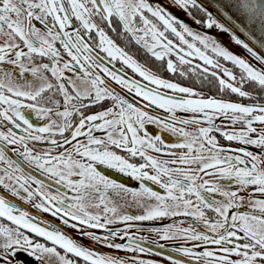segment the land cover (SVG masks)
<instances>
[{
	"label": "snow or ice",
	"instance_id": "6c2138e0",
	"mask_svg": "<svg viewBox=\"0 0 264 264\" xmlns=\"http://www.w3.org/2000/svg\"><path fill=\"white\" fill-rule=\"evenodd\" d=\"M168 4L0 0V264H264V0Z\"/></svg>",
	"mask_w": 264,
	"mask_h": 264
},
{
	"label": "flooded vegetation",
	"instance_id": "af4514ba",
	"mask_svg": "<svg viewBox=\"0 0 264 264\" xmlns=\"http://www.w3.org/2000/svg\"><path fill=\"white\" fill-rule=\"evenodd\" d=\"M152 2H154V3L155 2L163 3L166 6H168L172 12H174L177 15H179L180 17L185 19L190 24L194 23L193 21H191L189 19V17L184 12H182L178 8L173 7L172 5L168 4V0H152ZM211 32L213 34L217 35L218 38H220L221 40L225 39L224 40L225 42H231L230 45L233 48V51H235L237 54L250 55V54L246 53V51L243 49V47L241 45H239V44L235 43L234 41H232L231 38H230V35L227 32H224L222 30L215 29V28L211 29ZM227 46H229V45H227ZM141 58H143V53L142 52H141ZM167 75L171 76V75H174V74L168 73ZM186 79L187 78L177 76L178 82L186 80ZM205 90H207V89H205ZM244 102H247V101L245 100ZM121 178L124 179L125 181L128 180V178L126 176L121 177ZM129 182L130 183H135L134 181H129ZM0 191H5V190L2 189V186H0ZM132 211L136 212L137 210L136 209H132ZM43 215L46 216V217H50V214L46 213V212L43 213ZM172 219L173 218H168V219H165L163 221L154 220V221H151V222L145 221V222H142V223L145 224L144 228L137 229V228L133 227V228L129 229L130 231H132L134 233L139 231L142 235H148L150 239L148 241H144L142 243H144V245L146 247H157V251L156 252H152V253H131V252H129V253H127V255L129 257H131L133 255L138 254V255L142 256L144 259L161 260V261H164V264H171L170 261H167L166 257H162V256L159 255V252L161 251V249L157 245H154L152 243V241L156 240V236H155V234H153V233H151L149 231V225H159L161 223H168V222H171ZM177 219L178 220H183L182 217L181 218H177ZM134 223H141V222H134ZM187 223H188V221H184L185 226L187 225ZM70 231H75V230H71L70 229ZM159 243L165 245V247L162 249L163 251L171 253L172 246L179 245V244H182V243H192V242L191 241H187L184 238H177V239H174V240L160 239ZM177 255H181V254H177ZM54 264H55V259H54Z\"/></svg>",
	"mask_w": 264,
	"mask_h": 264
},
{
	"label": "rangeland",
	"instance_id": "374dc122",
	"mask_svg": "<svg viewBox=\"0 0 264 264\" xmlns=\"http://www.w3.org/2000/svg\"><path fill=\"white\" fill-rule=\"evenodd\" d=\"M224 40H225V39H222V41H223L226 45H229V46H230V49L233 50V48H232L231 45H230L231 42H225Z\"/></svg>",
	"mask_w": 264,
	"mask_h": 264
},
{
	"label": "water",
	"instance_id": "95a60500",
	"mask_svg": "<svg viewBox=\"0 0 264 264\" xmlns=\"http://www.w3.org/2000/svg\"><path fill=\"white\" fill-rule=\"evenodd\" d=\"M205 2H207V0H205ZM259 50V49H258Z\"/></svg>",
	"mask_w": 264,
	"mask_h": 264
}]
</instances>
